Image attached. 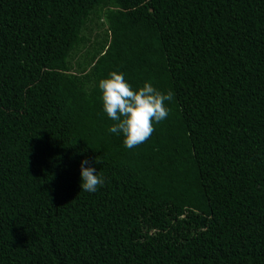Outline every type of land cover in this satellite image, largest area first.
Listing matches in <instances>:
<instances>
[{
	"label": "trees",
	"instance_id": "obj_1",
	"mask_svg": "<svg viewBox=\"0 0 264 264\" xmlns=\"http://www.w3.org/2000/svg\"><path fill=\"white\" fill-rule=\"evenodd\" d=\"M112 71L173 93L131 149ZM0 264H264V0H0Z\"/></svg>",
	"mask_w": 264,
	"mask_h": 264
},
{
	"label": "clouds",
	"instance_id": "obj_2",
	"mask_svg": "<svg viewBox=\"0 0 264 264\" xmlns=\"http://www.w3.org/2000/svg\"><path fill=\"white\" fill-rule=\"evenodd\" d=\"M102 92L103 109L107 116L115 121L109 131L123 133L125 147L131 149L150 139L155 124L169 115L167 101L173 99V93L166 94L156 89L151 82H145L134 90L123 72L112 71L108 78L99 81ZM96 163H99L98 158ZM87 159L81 162V191L95 193L105 180L98 175L95 167L88 166Z\"/></svg>",
	"mask_w": 264,
	"mask_h": 264
},
{
	"label": "rangeland",
	"instance_id": "obj_3",
	"mask_svg": "<svg viewBox=\"0 0 264 264\" xmlns=\"http://www.w3.org/2000/svg\"><path fill=\"white\" fill-rule=\"evenodd\" d=\"M107 26L102 24L101 22L98 23V26H94V29L91 33L86 32L85 35H87L90 38L91 42H95L96 40L103 41L105 38L104 32L106 31ZM99 42V41H98Z\"/></svg>",
	"mask_w": 264,
	"mask_h": 264
}]
</instances>
